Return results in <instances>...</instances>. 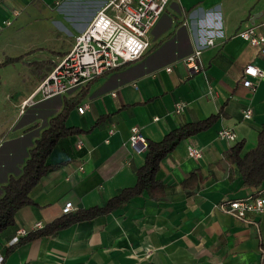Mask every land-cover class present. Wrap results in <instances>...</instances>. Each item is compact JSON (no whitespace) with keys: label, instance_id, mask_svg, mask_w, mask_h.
Returning <instances> with one entry per match:
<instances>
[{"label":"crops","instance_id":"0c3cea01","mask_svg":"<svg viewBox=\"0 0 264 264\" xmlns=\"http://www.w3.org/2000/svg\"><path fill=\"white\" fill-rule=\"evenodd\" d=\"M108 1L0 0V63L38 52L3 69L4 75L19 66L15 80L0 76V199L10 179L21 176L65 99L86 90L66 122L85 132L61 139L54 148L48 164L59 166L32 191L34 204L22 208L15 225L0 234V264H264V213L239 219L222 209L256 192L244 187L224 154L238 142L245 143L244 153L254 148L264 125V80L256 81L254 92L243 84L247 67L264 70V56L239 36L250 27L264 36V0H172L140 59L66 95L36 94ZM45 16L62 18L71 28L53 49L22 43L23 27H4L9 20L24 25ZM198 49L200 71L192 74L185 60ZM46 62L54 68L31 66ZM180 103L184 110L178 113ZM84 105L89 109L81 115L78 108ZM248 109L250 121L244 119ZM218 114L209 130L183 140L162 161L156 177L162 197L146 192L57 235L10 245L19 229L31 233L37 223L46 227L63 217L69 203L72 213L104 207L135 187L147 152L131 147L133 127L147 142H160L174 130ZM223 128L237 135L236 143L220 138ZM192 147L201 158L189 155ZM258 190L264 193V185Z\"/></svg>","mask_w":264,"mask_h":264},{"label":"built area","instance_id":"2783aa9c","mask_svg":"<svg viewBox=\"0 0 264 264\" xmlns=\"http://www.w3.org/2000/svg\"><path fill=\"white\" fill-rule=\"evenodd\" d=\"M172 0H109L98 12L87 29L75 38L72 50L57 62L50 75L40 84L36 94L44 98L66 95L90 84L91 82L119 69L120 67L140 59L148 50L150 43L148 35L158 23ZM14 17L19 16L15 11ZM13 25V20L6 21L4 27ZM239 36L252 47L259 48L264 56V36L256 27L239 32ZM209 45L213 42L209 41ZM202 50L198 49L189 56L185 63L190 72H199L198 58ZM168 69V72H171ZM243 84L246 88L256 91V81L264 80V70L249 66L244 71ZM27 104V103H25ZM25 108V107H23ZM177 112L184 110V104L177 105ZM89 109L88 105L78 108L81 115ZM244 119H253V111L248 109ZM223 140L237 142V135L228 128L219 132ZM130 145L137 152H147L148 142L139 127H133L130 135ZM192 158H201V152L196 148L189 149ZM222 209L239 219H247L251 215L264 213V193L256 191L251 197L230 201L222 205ZM74 211L71 203L63 210L64 214ZM42 223H37L34 231L43 229ZM30 232L19 229L10 245H17ZM2 258H0V263Z\"/></svg>","mask_w":264,"mask_h":264},{"label":"trees","instance_id":"16d2710c","mask_svg":"<svg viewBox=\"0 0 264 264\" xmlns=\"http://www.w3.org/2000/svg\"><path fill=\"white\" fill-rule=\"evenodd\" d=\"M31 54V53H30ZM28 55L18 58H6L0 63V68L22 63ZM51 66L46 62L42 64L32 63V67ZM86 90L73 99H65L63 111L50 121L49 128L43 132L36 146L30 151L23 172L19 177H12L4 187V194L0 199V234L15 225L17 213L24 207L34 204L31 198L32 191L39 185L42 178L47 176L57 166L48 164V159L61 139L82 134L80 128H68L66 122L70 113L76 109L82 101ZM220 115H214L209 119L187 124L168 134L160 142H148L146 162L137 171L138 181L135 187L123 190L119 195L111 199L104 207H94L87 210H79L75 213L64 214L52 224L43 229L33 231L22 238L18 244L28 243L43 237L57 235L83 221L96 219L104 214L115 211L126 205L131 199L149 193L154 199L163 196V186L157 181V173L162 161L171 154L185 139L199 135L209 130L218 120ZM245 143L238 142L224 154L227 163L236 165L247 189L256 191L264 185V125L259 134L257 145L244 153ZM196 173H192L195 176Z\"/></svg>","mask_w":264,"mask_h":264},{"label":"rangeland","instance_id":"374dc122","mask_svg":"<svg viewBox=\"0 0 264 264\" xmlns=\"http://www.w3.org/2000/svg\"><path fill=\"white\" fill-rule=\"evenodd\" d=\"M38 19H39V21H32L31 23L24 24V25H14L13 24L14 26L9 27V31H13V29L23 27V28H25V33H26L27 37H26V39H24L22 41V43H25V44L27 43V45L42 44L40 46H43L44 48L53 49V46H55L57 39L61 38L62 34L66 33L65 29L66 28H68V30L71 29L69 27V25L67 23H65L66 21L63 20L62 18H57L55 16H52V17L51 16H45L43 18H38ZM37 53H32V54L35 55ZM32 54H30L29 56H31ZM29 56H27V58ZM30 59L34 60V58H30ZM28 61L30 62V60H28ZM18 64L19 63H17V65ZM10 66H12V65H10ZM7 67H9V66H6L4 68H7ZM4 68H0V76L3 75L2 71ZM19 69H20L19 66L16 67L15 69L12 67L7 69L3 75V78H6V79L9 78L11 80H15L16 79L15 77H17L18 73L20 72ZM4 90L5 89L2 88L1 92H4Z\"/></svg>","mask_w":264,"mask_h":264}]
</instances>
